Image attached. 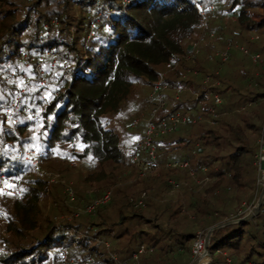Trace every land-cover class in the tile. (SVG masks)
<instances>
[{
	"label": "trees",
	"instance_id": "trees-1",
	"mask_svg": "<svg viewBox=\"0 0 264 264\" xmlns=\"http://www.w3.org/2000/svg\"><path fill=\"white\" fill-rule=\"evenodd\" d=\"M209 2L0 0V171L15 187V193L0 189L9 204L0 207V264H70L78 257L133 264L142 245L144 264H190L193 241L211 227L207 264H264V201L252 218L239 213L256 204L262 189L264 65L258 73L243 68L231 85L223 76L227 68L218 66L229 54L218 56L217 72L201 66L200 53L186 58L205 33L201 8L210 12L213 3L221 19L234 18L239 32H253L258 40L252 43L261 39L264 49V0ZM230 44L228 53L237 42ZM49 52L58 57L44 67L56 68L50 87L37 86V79L26 85L23 55L32 60L34 78L37 60ZM158 81L174 95L164 93L157 127L178 112L186 122L152 136L160 166L141 171L131 159L146 154L144 128L130 127L125 103L149 88L151 110ZM178 87L184 97L181 90L176 98ZM20 88L28 96L11 126L4 103ZM211 91L221 96L220 105ZM30 149L37 164L24 159ZM71 160L90 169L78 179L86 193L76 190L70 205L49 203L56 185L35 166L53 170L58 163L68 170ZM175 161L187 165L167 164ZM108 190V202L86 210ZM57 210L67 220L57 222ZM232 218L239 220L228 222Z\"/></svg>",
	"mask_w": 264,
	"mask_h": 264
},
{
	"label": "rangeland",
	"instance_id": "rangeland-1",
	"mask_svg": "<svg viewBox=\"0 0 264 264\" xmlns=\"http://www.w3.org/2000/svg\"><path fill=\"white\" fill-rule=\"evenodd\" d=\"M206 1L209 2V0H206ZM212 5H214V7L211 8L210 12L208 11L209 18L205 22L204 36L202 37L201 35L198 37L200 39L199 51L197 52V53H200L199 61L201 63V66L205 65L207 69L216 71L218 69V67L215 66L217 65L216 60L217 59L221 60L219 58L220 55L217 53H222L223 51H225L229 42L231 41L237 42V46L233 47L229 52L230 58L226 61H220V63H218V66L222 65L224 66L223 68H227L225 70L228 73L224 74L223 76L226 77L229 84L237 85L238 76L240 77V73L242 72L243 68L249 69L250 71L256 72V73L260 72V67L264 65V49L262 48L263 42L261 41V39H259L260 42L252 43V38H254L253 32L252 33H246V31L239 32L240 28L236 26V21H234V18L224 17L221 19L220 15L222 16V14L218 12L217 10L218 8L216 7L214 3ZM262 11L263 9L261 8L260 12ZM253 17L254 19H258V20L262 18L261 15H257V14H253ZM210 33H213V35H210ZM254 39L258 40L256 38ZM246 47L249 48V52L245 54L243 49H246ZM256 53H260V56L257 58V60H254L252 56ZM31 66H32L31 61L29 63L26 62V67L29 68V71L24 74L29 79V82L26 83V85L30 84L32 80L36 81L37 79L38 81V76L43 75L46 79V82L44 84H40V82H38L37 86L47 85V87H50L51 85L50 80L53 78V73L56 71V68L51 69L52 71H49V72H47L46 69H44V67L50 66V65H45L42 68V72H38L35 69L36 75L34 76V78H32V75L29 74L31 73L30 70L33 68ZM20 89L16 90L15 96L9 104L4 103V107L6 111V113L5 112L4 113H5L6 119L12 120V122L10 123L11 126H14V123L18 120L17 117L14 116L13 112L19 108V106L23 103L25 97L28 96L27 88L25 89V92L23 93H21ZM148 89L149 88H146L144 91L140 92L139 94L132 96L125 103V111H126V114L129 116V119L131 121L130 123L134 124V121L136 120L138 121L137 124H134L133 126L130 125V127L138 131L142 127V129L144 128L143 129L144 133H145V126L143 123H145V118L150 110V105L146 101V93ZM192 89L193 87L189 88L188 92L194 90ZM172 92L173 91H168V90L164 91V93H167L168 96L171 95ZM183 93L184 92L182 89V93L180 94V97L181 96L184 97ZM172 95H174V93ZM164 98L166 99V96H164ZM3 102H6V101H3ZM253 108H256V107H253ZM192 118L193 120H196V117H192ZM173 145L174 143H171V145L169 146L172 147ZM142 147H145L144 149L146 150V154L142 156H137V157L134 156L133 160L131 159L132 164L135 162L134 164L137 165L138 169H140L141 171H146L148 169L156 171L160 166V165H157V163L159 164V159L161 158V152L155 147L154 156L156 159L155 160L156 163L154 161H151L148 163L145 161V159H147V157L151 155L150 150L145 144H143ZM263 156H264V141L262 145L261 155H259V158H258V167L261 171L259 182L262 184V189H263V183H264V158ZM25 158L27 159V161H32L31 156H27L25 154L24 159ZM180 163H184V162L180 161ZM70 164L72 165V167L68 170H63V169L61 170L60 165L58 163H56V168H54L53 170L46 169L40 165L39 167L35 166L34 171L36 173L43 175V177L45 176L46 178H48L49 176L51 178L50 180L56 185L57 192L56 194H53L54 196L49 197V203L56 200L57 201L56 204H59L64 200L66 204L70 205L71 199L67 192L69 188L74 190L73 194L76 193V190L78 191V193H86L85 192L86 188L82 185H78V182H79L78 179L83 178L85 174H87V170H90V169L88 167H85L84 165H81V162L79 160H71ZM182 166H186V164H182ZM7 179L4 178L5 183L6 181L7 182L10 181V179L8 180ZM171 182H174V181H171ZM97 184L98 183H95L94 185L96 186ZM262 189L260 190L257 200L259 199ZM108 191L111 192V190H108ZM88 193L92 195V192L89 191ZM0 204H1L0 207L4 205L6 206L9 205L7 202V199L4 200L3 195L1 193H0ZM254 206L255 204L253 206H248V205L246 207L242 206L239 213L247 215L250 212V210L252 211ZM0 215H1L0 218L4 219L3 216L5 215V212L1 211ZM66 217H67L66 214H63L59 210H57V216L55 218L57 222L67 220ZM67 260L70 261L69 259ZM192 260L193 259H191L190 261ZM90 262L91 261L89 259L85 260V259H81V257H78L75 261L73 262L70 261V264H90Z\"/></svg>",
	"mask_w": 264,
	"mask_h": 264
},
{
	"label": "built area",
	"instance_id": "built-area-1",
	"mask_svg": "<svg viewBox=\"0 0 264 264\" xmlns=\"http://www.w3.org/2000/svg\"><path fill=\"white\" fill-rule=\"evenodd\" d=\"M201 14L204 16V20L206 22L209 18L208 12L206 10H204V8H201ZM210 35H213V33H210ZM200 38H202V37H200ZM199 42H200L199 38L193 42L191 51L186 55L187 59H192L193 57L196 56L197 52L199 51ZM230 47H231V44L229 42L225 51H223L222 53H217V54H219L222 59H226L228 57V54H229L228 51H229ZM243 50L246 53L249 52L247 49H243ZM47 54H48L47 56L41 55L39 57V59L37 60V62L35 64V69L38 72H42V68L45 65L54 66L56 64L57 54L55 52H49ZM259 56H260V54L256 53L252 57L254 60H257V58ZM23 57L27 61V63L30 62L29 59H27L26 55H23ZM24 80L26 83L29 82L28 77H26L25 75H24ZM209 80H210V75H207L205 78V82H207ZM38 81L40 82V84H44L46 82V79L43 75H39ZM219 83H220L219 79H216L213 82V85H217ZM167 88H168V86L162 81H158L153 85V88H152L151 93H150V97L154 101V104H153L151 110L148 112V114L145 118L146 129H145V134H144V138H143V144H145L149 148L150 154H151L150 156L155 163H156V161H155L156 159L154 156L155 146L152 142V136L158 132H165V131L172 130L173 128L177 127L179 123L186 122V116L181 115L178 112L171 117V122L169 124H167L163 120V121H161V126L159 128L157 127L156 121H155L156 116H157L159 110L161 108L165 107L167 104L166 100L164 98V91H166ZM181 90H182L181 87L177 88V92L175 93L176 98L178 97V94ZM23 91H24V89H21V92H23ZM210 95H212L216 105H220L222 103V98L217 92L211 91ZM212 115H213V119L218 118L219 114L215 108L212 109ZM137 123H138L137 120L134 121V124H137ZM36 153L37 152L34 149H30L26 152L27 156H31V160H32L33 164H37V158L34 156V154H36ZM135 157H137V155H135ZM167 164L168 165H170V164H173V165L186 164L187 165V162L180 163V162L175 161V162H169ZM157 165H159V164L157 163ZM4 178H6V176L4 175V173L2 171H0V189L4 190L6 192H9V193H15L14 183H5ZM67 192H68L70 199H73L74 198L73 190L69 188ZM109 199H110V191H107L101 197L95 199L91 204H89L87 206L86 210L92 211V210H94L96 205L104 204V203L108 202ZM207 246H208L207 232H199L197 234L195 240L193 241V245L191 248L192 259L197 261L202 255L207 254V257H206L207 259L205 261H202L199 263V264H207L211 260V256L208 252ZM145 250H146L145 246L142 245L138 249L137 252L133 253V255L131 257V261L133 264H144V263L140 262V255ZM92 263H94V262H92ZM251 264H255V263H251Z\"/></svg>",
	"mask_w": 264,
	"mask_h": 264
},
{
	"label": "water",
	"instance_id": "water-1",
	"mask_svg": "<svg viewBox=\"0 0 264 264\" xmlns=\"http://www.w3.org/2000/svg\"><path fill=\"white\" fill-rule=\"evenodd\" d=\"M264 201V183H263V189H262V192L259 196V199L257 200L255 206L253 207L252 211H250L247 215H245L243 218L247 219V218H252L254 215L258 214L259 212V208L261 207L262 203ZM234 220H239V219H232L228 222H231V221H234ZM212 228L211 227L208 231H207V240H208V243H209V237H210V233L212 231ZM197 261L196 260H193L191 261L190 264H196Z\"/></svg>",
	"mask_w": 264,
	"mask_h": 264
},
{
	"label": "bare ground",
	"instance_id": "bare-ground-1",
	"mask_svg": "<svg viewBox=\"0 0 264 264\" xmlns=\"http://www.w3.org/2000/svg\"><path fill=\"white\" fill-rule=\"evenodd\" d=\"M263 158H264V156H263ZM207 254H204V255H202L197 261V264H199L200 262H202V261H205L207 258Z\"/></svg>",
	"mask_w": 264,
	"mask_h": 264
}]
</instances>
